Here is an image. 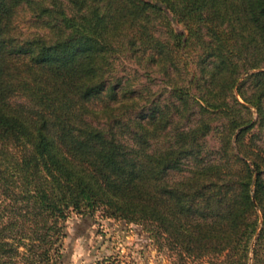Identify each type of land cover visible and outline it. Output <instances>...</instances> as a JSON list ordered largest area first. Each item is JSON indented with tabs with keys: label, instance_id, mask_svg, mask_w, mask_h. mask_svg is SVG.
<instances>
[{
	"label": "trees",
	"instance_id": "trees-1",
	"mask_svg": "<svg viewBox=\"0 0 264 264\" xmlns=\"http://www.w3.org/2000/svg\"><path fill=\"white\" fill-rule=\"evenodd\" d=\"M191 44L186 84L126 118L140 99L113 83L115 53L169 76ZM254 128L264 0H0V264H61L72 213L138 225L179 264H264Z\"/></svg>",
	"mask_w": 264,
	"mask_h": 264
},
{
	"label": "rangeland",
	"instance_id": "rangeland-1",
	"mask_svg": "<svg viewBox=\"0 0 264 264\" xmlns=\"http://www.w3.org/2000/svg\"><path fill=\"white\" fill-rule=\"evenodd\" d=\"M18 21L23 33L38 31L31 26L28 16L21 14ZM163 31L164 29L159 28L158 35L164 38ZM200 54L199 47L195 44L189 45L180 54H176L177 65L170 69L167 76L141 52L128 49L116 52L111 73L113 83L122 86L128 84L133 94L138 95L140 99L139 106L125 111L124 116H132L139 109L142 110V106H149L153 100L170 101V86L174 83L186 84L190 72L196 71ZM191 90L196 92L194 88ZM188 121L190 120H185L183 125H188ZM252 133H258L255 143L257 146H263L264 129L259 132L254 128ZM205 142L209 149L217 148V132L210 133ZM65 233L61 264H96L111 257L118 259L120 264H179L171 250L162 243L149 239L140 226L107 218L99 213L94 217H82L72 213L65 222Z\"/></svg>",
	"mask_w": 264,
	"mask_h": 264
}]
</instances>
